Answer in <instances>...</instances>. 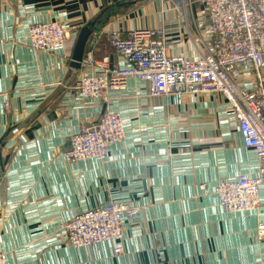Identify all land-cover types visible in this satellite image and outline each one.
<instances>
[{
    "label": "crops",
    "instance_id": "obj_1",
    "mask_svg": "<svg viewBox=\"0 0 264 264\" xmlns=\"http://www.w3.org/2000/svg\"><path fill=\"white\" fill-rule=\"evenodd\" d=\"M49 20L67 29L65 44L31 49L28 27ZM160 26L172 55L192 58L209 43L200 0L186 12L172 0H0V251L8 264H264L255 240L264 186L259 210L233 213L198 187L258 172L221 95L147 96L132 78L100 99L75 90L82 64L70 63L82 31V59L92 50L111 67L126 63L108 31ZM237 82L251 84L247 69ZM107 109L122 115L125 138L105 161H67L68 136ZM110 199L140 207L124 222L123 252L113 241L70 246L60 223Z\"/></svg>",
    "mask_w": 264,
    "mask_h": 264
},
{
    "label": "built area",
    "instance_id": "obj_2",
    "mask_svg": "<svg viewBox=\"0 0 264 264\" xmlns=\"http://www.w3.org/2000/svg\"><path fill=\"white\" fill-rule=\"evenodd\" d=\"M172 2L185 12L193 4V0ZM200 5L206 16L209 43L195 57L170 54L162 26L126 33L110 30L107 40L125 66L110 67L108 56L96 59L89 50L81 60L75 90L83 99H100L107 90L123 88L132 78L147 89V96L221 95L234 113L242 146L254 153L259 168L254 175L221 178L212 188L205 183L198 187L203 193L212 192L225 213L257 211L263 206L264 186V0H200ZM68 37L67 29L57 20L36 22L27 29L29 47L44 52L61 49ZM242 67L248 70L249 86L237 82ZM4 107L8 108V103ZM125 136L122 115L107 109L68 136L62 156L69 162L105 161L108 147ZM139 214L138 205L110 199L79 212L59 228L73 248L113 241V252L121 254L124 222ZM255 240L264 247V216L255 226ZM0 264H8L2 251Z\"/></svg>",
    "mask_w": 264,
    "mask_h": 264
},
{
    "label": "water",
    "instance_id": "obj_3",
    "mask_svg": "<svg viewBox=\"0 0 264 264\" xmlns=\"http://www.w3.org/2000/svg\"><path fill=\"white\" fill-rule=\"evenodd\" d=\"M88 35H89V31L84 30L80 33L77 39V42L75 44V47L72 53V60L70 63V67L73 69H77L80 66V62L83 56L84 46H85ZM97 121L98 119L95 122Z\"/></svg>",
    "mask_w": 264,
    "mask_h": 264
}]
</instances>
